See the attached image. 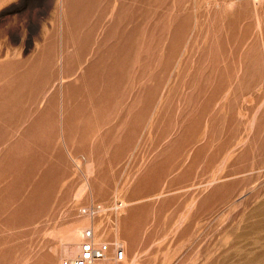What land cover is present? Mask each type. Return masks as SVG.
Returning <instances> with one entry per match:
<instances>
[{
    "label": "rangeland",
    "instance_id": "1",
    "mask_svg": "<svg viewBox=\"0 0 264 264\" xmlns=\"http://www.w3.org/2000/svg\"><path fill=\"white\" fill-rule=\"evenodd\" d=\"M79 221L116 264H264V0H0V264Z\"/></svg>",
    "mask_w": 264,
    "mask_h": 264
},
{
    "label": "built area",
    "instance_id": "2",
    "mask_svg": "<svg viewBox=\"0 0 264 264\" xmlns=\"http://www.w3.org/2000/svg\"><path fill=\"white\" fill-rule=\"evenodd\" d=\"M98 210L99 206L97 205L81 209L83 213L92 215L97 214ZM111 247L114 248L113 257L110 256ZM125 256L126 249L121 242H97L94 227L91 226L85 230L78 254L74 258L67 259L64 264H105L110 257L113 260L122 261Z\"/></svg>",
    "mask_w": 264,
    "mask_h": 264
},
{
    "label": "bare ground",
    "instance_id": "3",
    "mask_svg": "<svg viewBox=\"0 0 264 264\" xmlns=\"http://www.w3.org/2000/svg\"><path fill=\"white\" fill-rule=\"evenodd\" d=\"M83 234V223L79 221L71 225L67 231L66 239L71 241L64 242V252L67 255L77 254L80 250V238ZM97 240V238H96ZM108 264H116L113 259L109 260Z\"/></svg>",
    "mask_w": 264,
    "mask_h": 264
}]
</instances>
